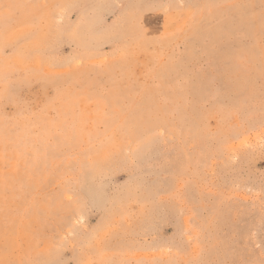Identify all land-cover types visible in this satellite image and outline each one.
<instances>
[{"label":"rangeland","instance_id":"1","mask_svg":"<svg viewBox=\"0 0 264 264\" xmlns=\"http://www.w3.org/2000/svg\"><path fill=\"white\" fill-rule=\"evenodd\" d=\"M0 264H264V0H0Z\"/></svg>","mask_w":264,"mask_h":264}]
</instances>
